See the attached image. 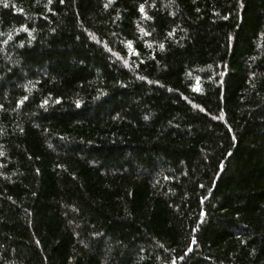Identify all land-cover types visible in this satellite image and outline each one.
Segmentation results:
<instances>
[{"label":"trees","instance_id":"1","mask_svg":"<svg viewBox=\"0 0 264 264\" xmlns=\"http://www.w3.org/2000/svg\"><path fill=\"white\" fill-rule=\"evenodd\" d=\"M0 264H264V0H0Z\"/></svg>","mask_w":264,"mask_h":264},{"label":"snow or ice","instance_id":"2","mask_svg":"<svg viewBox=\"0 0 264 264\" xmlns=\"http://www.w3.org/2000/svg\"><path fill=\"white\" fill-rule=\"evenodd\" d=\"M143 10V6H141V11Z\"/></svg>","mask_w":264,"mask_h":264}]
</instances>
